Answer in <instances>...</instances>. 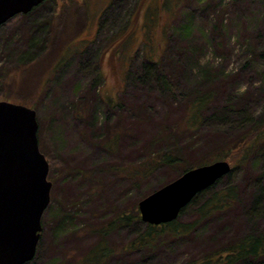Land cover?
<instances>
[{
    "label": "rangeland",
    "instance_id": "rangeland-1",
    "mask_svg": "<svg viewBox=\"0 0 264 264\" xmlns=\"http://www.w3.org/2000/svg\"><path fill=\"white\" fill-rule=\"evenodd\" d=\"M263 56L264 0H57L1 27L0 102L36 111L53 184L30 264H88L106 230L113 254L101 264H202L263 232L264 138L233 156L264 125ZM172 153L181 165L137 178ZM216 162L232 173L178 220L192 232L129 250L146 225L119 217L184 167ZM232 186L235 205L201 220Z\"/></svg>",
    "mask_w": 264,
    "mask_h": 264
},
{
    "label": "water",
    "instance_id": "water-1",
    "mask_svg": "<svg viewBox=\"0 0 264 264\" xmlns=\"http://www.w3.org/2000/svg\"><path fill=\"white\" fill-rule=\"evenodd\" d=\"M48 1L57 0H0V28ZM39 129L36 111L0 102V264H30L37 256L53 188ZM231 173L228 162L188 171L139 203L142 223L159 227L176 222L199 195Z\"/></svg>",
    "mask_w": 264,
    "mask_h": 264
},
{
    "label": "trees",
    "instance_id": "trees-1",
    "mask_svg": "<svg viewBox=\"0 0 264 264\" xmlns=\"http://www.w3.org/2000/svg\"><path fill=\"white\" fill-rule=\"evenodd\" d=\"M163 80H165L164 86L168 88L169 82H167L166 78H163ZM19 92L23 93V91H18V94ZM22 101L23 100L19 101L20 105L26 106L27 102L24 103V101L23 102ZM202 101L203 100H199L198 103H201ZM205 103H207V101H205ZM263 138H264V125L260 123L255 124V126L252 127V129L248 132V134L245 135V137H243L240 143H238L237 147L233 148V156L235 153L234 151L237 150H241L240 152L242 154L245 151L246 153L251 154L256 148V145ZM228 153L231 154L230 149L228 150ZM244 160H246V157H243V161ZM154 163H155L154 166L152 167L149 166L150 169L142 168L141 172L140 170L137 171V175H136L137 178L141 177L140 179L144 181V179L149 177L158 167L162 166L171 169L177 167L178 165H181L183 161L180 155L172 153V154L159 156L154 161ZM192 169H195V167L194 166L184 167L181 173L179 174L178 178H180L182 175H184L185 173H187ZM238 197L239 196L237 189L234 188L233 186L228 187L225 191L221 192L220 194L218 193L214 195V197H212V199L207 203V205L201 209V216H202L201 220H205L208 217L213 216L215 213H218L220 211L231 209L237 202ZM194 201L192 204H194ZM184 212L185 211L182 212L179 219L182 217ZM178 220L172 224L159 226V227L146 225L144 234L130 245L129 250L131 251H135L137 249H141L143 251L150 250L152 249L151 247H153L155 244L159 243L160 240H162L163 236H165L166 233H168L169 237L180 238L192 232L194 225H186V226L178 227L177 225ZM117 222L119 226H125V227L135 226L138 222H141L140 213L136 211L134 215L126 214L120 216ZM105 232L103 233L104 234L103 238L104 237L107 238L105 235L108 232L106 234ZM105 238L104 240H102V243L94 251L91 252V254L87 257V260H89L91 256H94V254L97 251L100 252L101 256L94 257V259L90 261L88 264H101L103 263L104 259H106L109 256H112L113 251L108 249ZM201 263L202 264H264V231L259 234H252L251 236L246 237L243 241L238 242L233 246H229L228 248L224 249L223 251L215 255L206 257L201 261Z\"/></svg>",
    "mask_w": 264,
    "mask_h": 264
}]
</instances>
